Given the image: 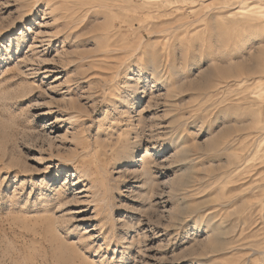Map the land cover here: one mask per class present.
<instances>
[{"label":"rangeland","instance_id":"374dc122","mask_svg":"<svg viewBox=\"0 0 264 264\" xmlns=\"http://www.w3.org/2000/svg\"><path fill=\"white\" fill-rule=\"evenodd\" d=\"M0 264H264V0H0Z\"/></svg>","mask_w":264,"mask_h":264},{"label":"bare ground","instance_id":"6f19581e","mask_svg":"<svg viewBox=\"0 0 264 264\" xmlns=\"http://www.w3.org/2000/svg\"><path fill=\"white\" fill-rule=\"evenodd\" d=\"M157 73V72H156ZM158 82H159V80H158ZM162 82V81H161Z\"/></svg>","mask_w":264,"mask_h":264}]
</instances>
